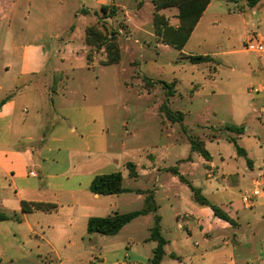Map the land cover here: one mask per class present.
Masks as SVG:
<instances>
[{
	"label": "rangeland",
	"instance_id": "374dc122",
	"mask_svg": "<svg viewBox=\"0 0 264 264\" xmlns=\"http://www.w3.org/2000/svg\"><path fill=\"white\" fill-rule=\"evenodd\" d=\"M100 1L43 0L45 10L41 16V24H35L33 18L39 15L32 11L28 26L19 23L16 25L15 37L20 35L17 32L20 26L24 28L23 37L26 40L31 39V32L36 27L39 28L37 32L43 34V44L47 43L45 46L51 53L52 61L48 73L70 78V82L54 91L60 93L61 88L75 91L78 93L75 96L77 105L94 109L91 117L96 119L97 133H103L104 130L105 135L97 141L98 146L104 142L110 149L123 153L128 162L137 165L140 175L137 181L128 177L126 169L122 170L126 187L158 191L156 199L161 207L158 214L164 219L165 235H169L168 230L176 219V212L183 211L180 213L183 215L188 209L186 201L191 200L190 191L185 186L173 184L169 172L162 171L148 176L147 164L150 155L158 157L157 168L179 167V161L192 154L188 137L205 141L206 133L213 128L209 133L210 137L217 135L220 128L225 131V126L237 125L248 130L247 135L238 140L239 146L257 151L252 158L254 162L258 159L260 162L264 160V146L259 143L260 140L264 143V117L260 114L264 109V98L258 97L256 89L259 88L257 84H252L251 77L252 67L253 71L259 74L262 72L264 76V61L255 51H243L248 49L246 45H254L253 42H247L249 36L264 37V7L258 9L256 16H253L251 10L245 14L236 10L235 4L245 5L246 0L229 3V8L224 9L222 17L217 21L207 18L181 51L158 40L154 28L155 9L152 0H107L106 5L118 6V14L102 21V25L105 24L107 29L118 33L121 61L117 65L104 66L102 62L106 60V56L103 50L94 55L92 63H88L89 48L85 44L86 28L96 25L103 16ZM85 9L91 12L88 16L82 15V10ZM0 11L7 14L8 7L5 3L0 5ZM94 12H98V17ZM159 13L173 27L179 26L176 8ZM3 34L4 32L1 33ZM4 38L5 35L2 39ZM191 55L209 56L213 61L193 65L186 59ZM54 68L59 69L60 73H53ZM145 81L156 83L151 92L146 90ZM159 82L174 84L176 95L167 98L166 89ZM164 106L172 112L182 113L183 123L171 124L160 112ZM79 116L81 119L85 117L83 113ZM122 144L125 145V151L122 150ZM208 146L216 162L219 161V152L228 158L235 152L234 147L225 140L213 144L208 142ZM239 162L245 169V159L240 158ZM183 171L190 175L186 176L188 180H195L198 185L206 184L207 171L202 165L196 169L187 165ZM156 176H160L159 179L156 180ZM249 192L250 190L243 193L234 191L231 201L238 200L240 203ZM177 194L182 196L183 202L174 199ZM225 194L220 189L219 195L229 206V198ZM258 200L264 203V198ZM101 203L109 209L108 199H102ZM116 203L120 213H127L141 209L143 199L137 195H124ZM248 212L245 211L241 217L244 226L242 233H255L261 241L264 239V218L256 217L252 220V225L248 226L247 219L244 218L249 215ZM0 213H5V209L0 207ZM228 224L231 225L229 222ZM17 227L15 223L0 225V264H59L55 253L45 246L38 250L37 246L16 242L14 234ZM122 236L134 238L142 248L145 244L141 240L149 236V231L146 226L138 225L136 229H129ZM104 240L107 239L100 234L84 236V240L74 246V249L83 246L84 253H73L66 264H81L80 259L87 256L80 255L93 258V254L98 257L97 255L106 253L109 245ZM259 243L257 240V251L260 252ZM56 245L61 253L73 250L64 242ZM92 246L96 247L95 251L89 249ZM246 249L250 251L249 247ZM142 253L143 256L151 253L150 247L146 246ZM243 254L241 257L244 258ZM245 258L254 260V264H259L258 259H264L259 255L258 258ZM93 260L96 264L99 263L96 259ZM165 264H170V259ZM184 264L192 263L186 261Z\"/></svg>",
	"mask_w": 264,
	"mask_h": 264
},
{
	"label": "crops",
	"instance_id": "0c3cea01",
	"mask_svg": "<svg viewBox=\"0 0 264 264\" xmlns=\"http://www.w3.org/2000/svg\"><path fill=\"white\" fill-rule=\"evenodd\" d=\"M42 2L43 0H0V5L5 3L8 7L7 14L0 11V207L5 209L4 214L8 216L17 214L21 217L20 222L11 220L0 225L17 224L14 234L16 242L37 246L38 250L45 246L55 253L59 264H66L73 253H84L83 246L78 249H74V246L82 242L84 236L90 235L87 232L90 218H104L120 213L116 201L124 195H137L143 199V208L144 196L136 191L152 190L126 187L123 176V187L132 190L131 192L114 196H98L91 193L90 185L96 176L122 172L126 169L125 164L128 161L123 153L110 149L106 143L102 142V145L98 146L99 138L105 136L104 130L103 133H97L96 119L91 117L94 109L76 104L77 92L68 88H61L60 93L54 91L70 82V78L48 73L52 61L51 53L45 46L47 43L43 44V34L37 32L39 28L36 27L35 31L31 32V39L26 40L23 37L25 32L22 26L29 25L32 11L39 15L33 18L35 24L37 26L41 24V16L45 10ZM100 3L103 6L108 1L101 0ZM229 3L233 4L229 0H212L188 43L207 18L210 21L221 18L224 9L229 8ZM235 7L241 14L251 10V15L256 16L257 10L264 7V0L253 8L247 3L240 6L235 4ZM18 23L22 26L17 30L20 35L15 37ZM3 32L4 39L1 35ZM258 40H264V37L249 36L247 42L255 44ZM253 46L243 51H255ZM252 69L253 67L252 84H257L260 89H256L259 90L258 97L264 98V76L262 72L259 74ZM54 72L60 73V70L54 68ZM263 111L264 109L260 112L261 117H264ZM82 113L85 115L83 119L79 116ZM210 131L206 133L203 142L211 160L207 161L199 153L193 152L189 143L192 154L186 159H181L179 161L181 166L176 167L180 175L195 188L200 189L212 205L227 211L226 214L235 225L216 218L210 207L196 203L188 185L168 171L174 167L157 168L158 157L150 155L147 164L148 176L162 171L171 173L172 183L187 187L191 198L186 201L188 209L183 215H180L183 211L176 212V219L168 230L169 235H165L164 219L158 214L161 210L156 199L158 191L154 192L159 206L157 215L161 217V232L167 241L162 264H165L167 259H170V264H184L186 261L192 264H254V260L245 257L258 258V255L264 257V239L260 241L255 233L243 234L244 226L241 221L245 211H249V215L244 216L248 226L252 225L254 218H264V203L258 200L252 207H248L238 200L231 201L234 198V191L248 192L257 180L264 182V160L260 162L258 159L254 162L252 158L257 151L239 146L238 140L248 133L246 128L242 135L220 128L217 135L210 137ZM230 139L236 140L237 145L246 152V158L237 153ZM221 140L231 144L235 152L229 158L219 152V161L216 162L209 150L208 142L213 144ZM259 143L264 146L261 140ZM122 150H126L124 144ZM240 158L246 161L245 169L239 162ZM248 160L251 162L250 165ZM187 165L192 169L202 165L206 169L205 185H198L195 180L187 179L186 176L190 175L183 171ZM159 177L156 176V180ZM220 189L229 198L227 202L230 207L219 195ZM102 199H108L109 209L102 205ZM174 199L183 202L180 194L175 195ZM22 202L48 204L55 208L50 212L22 214ZM171 207L174 208L173 205ZM154 223L155 215L148 214L133 220L115 236L103 235L107 239L104 241H108L109 248L106 253L97 255L98 257L93 254V258L99 262L98 264H149L157 247V243L150 239ZM138 225L146 226V230L149 231V236L140 239L145 244L142 248L134 238L122 236L129 229H136ZM93 235L95 234H91ZM257 240L260 242V252L257 251ZM58 242L67 243L69 249L73 250L59 252L56 245ZM146 246L150 247L151 253L143 256L142 250ZM246 247H249L250 251ZM89 249L95 251L96 247L92 246ZM64 254L67 255L63 256ZM242 254L244 258L241 257ZM80 256H87L80 259L81 264H96L88 255ZM257 261L259 264L264 263V259Z\"/></svg>",
	"mask_w": 264,
	"mask_h": 264
},
{
	"label": "trees",
	"instance_id": "16d2710c",
	"mask_svg": "<svg viewBox=\"0 0 264 264\" xmlns=\"http://www.w3.org/2000/svg\"><path fill=\"white\" fill-rule=\"evenodd\" d=\"M230 2L236 3L237 0H229ZM250 8L255 7L261 0H246ZM154 4L155 14H154V28L155 34L162 43L166 45L173 46L179 50H183L194 33L196 27L198 26L201 18L208 9L212 0H152ZM176 8L178 10V20L179 26L173 27L165 16L161 15L159 12L162 10ZM118 8L116 6L103 5L100 9L102 17L98 19L96 25L89 26L85 31V44L89 48L87 55L88 63H92L95 58V54H99L104 51L106 60L102 62L104 66L117 65L121 61V52L118 43V33L107 29V27L102 25V21L111 19L118 14ZM90 10H82V15L88 16ZM98 17V12L93 13ZM187 61L193 65L210 63L213 61L209 56H188ZM146 82V81H145ZM146 90L151 92L154 89L156 83L147 81ZM166 89L167 98L176 95L174 84L159 82ZM168 102V100H167ZM161 114L166 117V119L171 124L183 123L184 115L180 112H172L167 106H164L160 110ZM226 131L233 132L239 135L244 134V126H226ZM183 131H187L183 128ZM188 141L191 145L193 152L199 153L207 161L211 160V156L205 148V143L200 139H195L188 137ZM234 144L237 153L240 156L247 157L246 152L241 149L235 139H230ZM251 162L248 160V165ZM125 168L128 171L129 177L131 179H138L137 166L128 162L125 164ZM168 171L173 173L179 178L182 183L188 185V187L193 192V198L201 206L210 207L214 215L226 222L231 223L232 226L235 222L221 209L212 205L206 197L202 194L200 189L195 188L190 182H188L183 176L180 175L177 167L169 168ZM90 191L94 195L98 196H114L121 195L123 193L131 192L132 190L123 187V175L121 172H116L108 175L96 176L91 185ZM144 196V207L141 210L130 212V213H115L111 216L104 218H90L87 223L88 234H101L104 236L112 237L120 233V231L133 220L145 216L148 214L155 215V223L151 228L150 239L157 243V247L153 251L152 258L149 264H162L165 256V247L167 245L166 239L163 237L161 232V217L157 215L159 206L155 200L154 191H136ZM55 206L41 203H28L22 202L21 213L30 214L33 212H50ZM15 220L20 222L21 217L17 214L13 216H8L4 213H0V223Z\"/></svg>",
	"mask_w": 264,
	"mask_h": 264
},
{
	"label": "built area",
	"instance_id": "2783aa9c",
	"mask_svg": "<svg viewBox=\"0 0 264 264\" xmlns=\"http://www.w3.org/2000/svg\"><path fill=\"white\" fill-rule=\"evenodd\" d=\"M248 47L250 46L248 45ZM252 48L264 61V40L256 41V43ZM256 91L259 92V90ZM260 198H264V182H262L261 180H257L251 191L243 196L242 202L244 205L248 207H252L256 203V201Z\"/></svg>",
	"mask_w": 264,
	"mask_h": 264
}]
</instances>
